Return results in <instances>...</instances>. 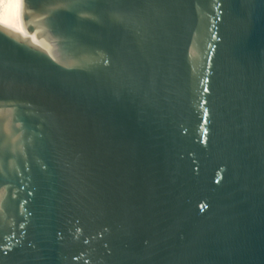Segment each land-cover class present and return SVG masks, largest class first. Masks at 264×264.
<instances>
[{
  "label": "water",
  "instance_id": "1",
  "mask_svg": "<svg viewBox=\"0 0 264 264\" xmlns=\"http://www.w3.org/2000/svg\"><path fill=\"white\" fill-rule=\"evenodd\" d=\"M0 264H264V0H10Z\"/></svg>",
  "mask_w": 264,
  "mask_h": 264
},
{
  "label": "bare ground",
  "instance_id": "2",
  "mask_svg": "<svg viewBox=\"0 0 264 264\" xmlns=\"http://www.w3.org/2000/svg\"><path fill=\"white\" fill-rule=\"evenodd\" d=\"M10 0H0V14L8 7Z\"/></svg>",
  "mask_w": 264,
  "mask_h": 264
}]
</instances>
